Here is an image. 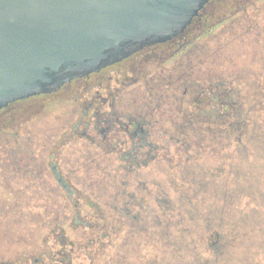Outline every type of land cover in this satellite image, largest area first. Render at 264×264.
<instances>
[{
  "label": "rangeland",
  "instance_id": "1",
  "mask_svg": "<svg viewBox=\"0 0 264 264\" xmlns=\"http://www.w3.org/2000/svg\"><path fill=\"white\" fill-rule=\"evenodd\" d=\"M222 16L174 59L182 80L131 83L104 109L143 121L156 156L145 167L108 151L134 148L121 130L59 145L80 121L69 97L0 127V264L61 248V264H264V0ZM101 224L107 236L89 243Z\"/></svg>",
  "mask_w": 264,
  "mask_h": 264
},
{
  "label": "water",
  "instance_id": "2",
  "mask_svg": "<svg viewBox=\"0 0 264 264\" xmlns=\"http://www.w3.org/2000/svg\"><path fill=\"white\" fill-rule=\"evenodd\" d=\"M210 0H0V109L182 34Z\"/></svg>",
  "mask_w": 264,
  "mask_h": 264
},
{
  "label": "flooded vegetation",
  "instance_id": "3",
  "mask_svg": "<svg viewBox=\"0 0 264 264\" xmlns=\"http://www.w3.org/2000/svg\"><path fill=\"white\" fill-rule=\"evenodd\" d=\"M246 2H248V0H210L182 34L176 35L164 43L131 47L126 51L125 57L119 62L103 67L96 72L75 75L66 81V83L49 87L46 93L8 104L6 107L0 109V127L9 120L18 118L29 111L30 113L36 112L38 108L41 107V103L50 97L53 99H65V97L68 99L67 97H69L73 101L79 102L80 121L64 135L59 145L75 137L86 138L96 145H100L102 141L109 143V141L113 139V136L117 135L119 130H121L120 134L124 137L123 145L126 142L134 145V148H132L130 152H124L121 150L120 143H116L113 147H107L108 151L118 154L122 153L121 156L125 161L133 163L135 167H145L146 165L140 166L139 161V159L144 158L145 155L150 153L149 151L144 152V147H146L147 144L148 132L144 129L143 121L134 116H127L123 123H120L118 117L113 119L104 109L106 106L112 109L120 98V93L129 87L131 83L141 82L149 89L154 85V87H156V84H159V82H174L179 81L180 78V80H182L180 73L185 70L176 69V66L174 67L172 65L174 64V59L181 55H189L192 52V45L195 42L196 36L202 32L209 33L212 29L211 26L220 21V19L214 20V18H212L214 23L209 24V19L213 17L215 13L223 11L224 16L222 17L225 18L226 13L232 14L240 9V5ZM226 9H228V11H225ZM195 30L197 31L194 33ZM152 63H155V66L158 67H163L166 63L171 64L169 68H166V71L160 72L162 75H160V73L153 75L152 71L149 70ZM175 76L176 78H174ZM93 92L94 94H92ZM100 92H105L106 95L103 96ZM86 96L88 97L86 98ZM133 101L134 103L136 102V100ZM115 123L118 125L114 126L116 125ZM111 131H114V135ZM141 148H143V152L145 153V155L143 154L144 156L142 153L138 155V151ZM131 158L133 161H131ZM153 160H155V157ZM60 182L62 181L60 180ZM62 185L65 186L63 183ZM71 201L73 205L76 206L77 200L71 198ZM75 216L79 217L77 214ZM75 216L73 217V225L85 227V222H80L78 220L80 222V224H78V222L75 221ZM79 219L81 218L79 217ZM88 226L90 225L88 224ZM98 230V233L93 235L95 237L92 238L91 241L93 244L96 240L101 239L103 232L108 233V225L101 224ZM63 238V235L58 236L61 246H65L64 242L66 241H64ZM62 249L63 248L60 249V255L58 251L54 252V254H48L46 261L40 259L39 263L61 264L60 256H64V254H62L64 252L66 254L68 253Z\"/></svg>",
  "mask_w": 264,
  "mask_h": 264
},
{
  "label": "trees",
  "instance_id": "4",
  "mask_svg": "<svg viewBox=\"0 0 264 264\" xmlns=\"http://www.w3.org/2000/svg\"><path fill=\"white\" fill-rule=\"evenodd\" d=\"M223 120V119H222ZM191 122H192V120H191ZM232 131L234 132V131H236V132H238L239 130H237L236 129V127H234L233 129H232ZM240 132V131H239ZM145 155V154H144ZM143 155V156H144ZM154 157H156L155 156V154H153L152 152H150L148 155H145L144 156V158H142V159H139V161H140V166H145V165H147L149 162L148 161H152L153 160V158ZM131 161H133L132 160V158H131ZM96 217H98L97 215H96ZM107 236V233H102V237H106ZM101 237V238H102ZM92 238H95L94 236L93 237H89L87 240H90L89 241V243H92L91 241H92ZM97 241V240H96ZM100 244V243H99ZM45 261H46V259H44Z\"/></svg>",
  "mask_w": 264,
  "mask_h": 264
}]
</instances>
